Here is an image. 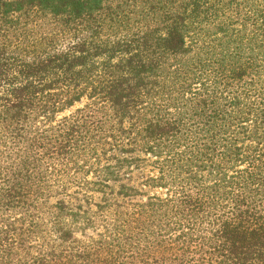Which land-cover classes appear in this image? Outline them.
<instances>
[{
  "label": "trees",
  "instance_id": "1",
  "mask_svg": "<svg viewBox=\"0 0 264 264\" xmlns=\"http://www.w3.org/2000/svg\"><path fill=\"white\" fill-rule=\"evenodd\" d=\"M0 264H264V0H0Z\"/></svg>",
  "mask_w": 264,
  "mask_h": 264
}]
</instances>
